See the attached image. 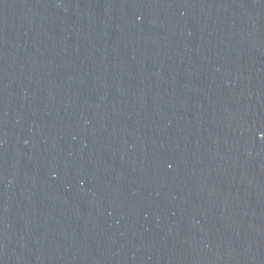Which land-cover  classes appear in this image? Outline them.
<instances>
[{
	"label": "water",
	"instance_id": "95a60500",
	"mask_svg": "<svg viewBox=\"0 0 264 264\" xmlns=\"http://www.w3.org/2000/svg\"><path fill=\"white\" fill-rule=\"evenodd\" d=\"M0 264H264V0H0Z\"/></svg>",
	"mask_w": 264,
	"mask_h": 264
}]
</instances>
